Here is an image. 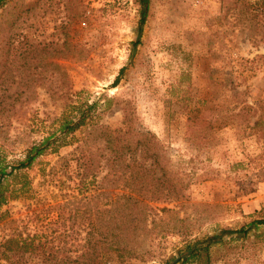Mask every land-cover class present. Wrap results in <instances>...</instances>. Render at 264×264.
<instances>
[{
	"label": "rangeland",
	"instance_id": "obj_1",
	"mask_svg": "<svg viewBox=\"0 0 264 264\" xmlns=\"http://www.w3.org/2000/svg\"><path fill=\"white\" fill-rule=\"evenodd\" d=\"M228 2L151 0L141 29L137 0H10L0 11L5 33L18 23L22 37L58 42L68 57L59 60L67 76L56 72L47 85L27 92L23 100L28 101L17 104L21 109L0 133L8 161L22 158L72 105L97 103L100 124L117 128L132 116L136 127L167 146L174 170L190 184L188 200L183 207L176 202L153 206L176 208L193 229L191 240L263 218L264 132L247 136L246 126L261 117L264 129V41L251 40L248 29L234 28ZM45 74L52 78L51 70ZM247 105L251 119L235 118ZM201 121L214 135L208 145L200 136ZM74 148L43 156L27 171L33 190L4 207L0 245L15 232L68 244V206L58 209L56 203L76 194L75 182L68 179ZM115 186L109 185L112 199ZM158 232L160 227L143 239L142 255L107 264H166L184 238ZM241 242L223 248L230 260L244 255L240 264H264V242L249 248ZM44 252L36 250L31 257H44Z\"/></svg>",
	"mask_w": 264,
	"mask_h": 264
},
{
	"label": "trees",
	"instance_id": "obj_2",
	"mask_svg": "<svg viewBox=\"0 0 264 264\" xmlns=\"http://www.w3.org/2000/svg\"><path fill=\"white\" fill-rule=\"evenodd\" d=\"M9 1L0 0V11ZM137 4L138 23L143 29L150 16L151 0H137ZM227 7L235 29H248L252 31L248 35L251 40L259 37L264 41V0H229ZM82 15L79 12L75 20ZM16 25L12 26L13 32L5 33L0 24V133L21 109L17 104L28 101V97L23 100L27 92L47 85L46 81H52L56 72L67 76L59 60L67 58L68 52L58 42L28 41ZM48 70L52 78L45 74ZM118 81L119 77L115 85ZM97 106L72 105L55 128L31 142L22 158L8 161L0 149V219L10 201L32 192L33 181L27 171L41 157L58 153L66 146H75V166L68 179L76 184V194L68 193V201L56 203L58 209L68 206V244L56 238H51L53 243L47 237L37 240L38 234L24 238L22 233L15 232L0 245V264H107L110 259L124 262L144 253L143 239L158 227V234L184 238L183 245L166 264H240L244 255L230 260V252L223 248L232 249L238 240L246 248L264 242V217L245 223L238 230L222 228L215 234L191 240L193 229L176 208L153 206L176 202L183 207L188 200L186 191L190 184L181 176L183 173L174 170L167 146L156 134L136 127L132 116L126 117L121 127L100 124ZM251 109L247 105L234 117L249 121ZM200 126V136L208 145L214 135L206 130L205 123ZM262 126L261 117L253 125L247 124V136H261ZM99 178L102 179L97 184ZM112 183L116 186L111 190L117 192L114 199L109 195ZM79 219L89 222L81 224ZM41 249L48 250V254L31 257Z\"/></svg>",
	"mask_w": 264,
	"mask_h": 264
}]
</instances>
